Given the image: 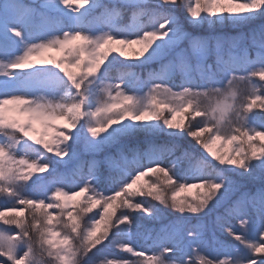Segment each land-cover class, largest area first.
Segmentation results:
<instances>
[{"label":"snow or ice","instance_id":"6c2138e0","mask_svg":"<svg viewBox=\"0 0 264 264\" xmlns=\"http://www.w3.org/2000/svg\"><path fill=\"white\" fill-rule=\"evenodd\" d=\"M0 197L4 264H264V0H0Z\"/></svg>","mask_w":264,"mask_h":264},{"label":"trees","instance_id":"16d2710c","mask_svg":"<svg viewBox=\"0 0 264 264\" xmlns=\"http://www.w3.org/2000/svg\"><path fill=\"white\" fill-rule=\"evenodd\" d=\"M229 31H232V30H229ZM259 78H257L258 80ZM262 110L259 109V108H255L253 109V112L254 113H257L259 114ZM103 155V154H101ZM87 159L91 160V157H88ZM85 172H86V169H85ZM76 180L79 179V177H75ZM144 181L142 180L141 183H143ZM200 194V190L196 189V188H192V189H188V190H185L184 192H181L180 193V197L181 198H187L188 200H193L194 198H196L198 195ZM29 195H31L29 193ZM146 200V203L149 204V205H155L157 204L158 202H156L155 200H153L152 198H148L146 197L145 198ZM0 201H3V197H0ZM98 211V209H94L93 210V213H90L89 215H94L95 212ZM28 213H25V216H27ZM166 217L167 219L165 220V223L167 222L168 219H172V214L170 212H167L166 211ZM2 223V222H0ZM55 224V221L53 222ZM143 223L149 227L152 226V223L148 220H143ZM192 223H196L195 220L192 221ZM233 223H236L235 221H233ZM57 229H59V226L57 225L56 226ZM156 227H159V225H156ZM222 239H224L226 242H232V238L231 237H228L226 234L222 237ZM136 240H137V245L139 247H144V241L143 239L141 238L140 235H138L136 237ZM98 247H103V246H98ZM123 255L122 253L116 251L115 249H111V248H105L103 253L101 255H98L97 257L94 258V262L95 264H100V261L104 260V259H112V258H115V257H118V256H121ZM6 260V257H3V256H0V264H4V261Z\"/></svg>","mask_w":264,"mask_h":264},{"label":"rangeland","instance_id":"374dc122","mask_svg":"<svg viewBox=\"0 0 264 264\" xmlns=\"http://www.w3.org/2000/svg\"><path fill=\"white\" fill-rule=\"evenodd\" d=\"M104 2L107 3V0H104ZM122 20H123V23L125 25H130L133 22L132 21V14L130 12L126 13L123 16ZM140 22L141 23H146L147 22V19L144 18V17H141L140 18ZM229 34L230 35H237V33L235 31H229ZM128 55L129 56H132L133 55L131 49L128 50ZM62 56H63V54L61 52H58L55 49H52V50H49L47 52L42 53L40 56L34 57V59L42 61V60H47V59H50V58H56L57 60H59L60 58H62ZM239 74H243V73H239ZM110 75L111 76H117L118 73L116 71H113ZM145 75H147V73H145ZM57 123L58 124H63L64 122L63 121H58ZM37 128H41V125L39 123H37ZM216 147H218V145L217 146H214V148H216ZM228 147L230 148L231 146H228ZM49 155H52V154H49ZM43 175H47V173H44ZM70 179H72V178H70ZM30 194L31 195H36L37 193L30 192Z\"/></svg>","mask_w":264,"mask_h":264}]
</instances>
